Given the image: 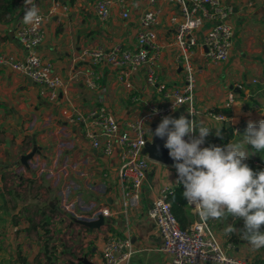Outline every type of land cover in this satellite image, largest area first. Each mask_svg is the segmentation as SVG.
<instances>
[{
    "label": "crops",
    "instance_id": "crops-1",
    "mask_svg": "<svg viewBox=\"0 0 264 264\" xmlns=\"http://www.w3.org/2000/svg\"><path fill=\"white\" fill-rule=\"evenodd\" d=\"M223 1L235 8L230 59L209 64L203 46L196 47L193 54L202 68L195 105L201 113L194 119L195 125L207 123L211 136L227 128L226 121L205 113H221L215 109L225 108L231 89H238L229 121L235 131L245 121L259 118L260 112L247 106L249 96L260 90L254 82H264V0ZM94 2L32 0L26 4L25 0H0V52L18 58L23 57L24 50L16 29L25 23L26 11L35 6L39 13H46L59 4L46 24L47 34L39 52L53 64H63L55 69L68 84L66 92L59 91L51 100L41 94L42 85L12 68L0 67V264H84V259L100 264L109 235L129 238L131 255L127 264H172L170 255L160 250L162 239L148 210L153 191L169 189L173 193L180 185L176 183L174 164L153 161L139 204L129 208L122 197L118 150L105 156L93 149L84 127L69 123L63 115L66 104L73 103L83 112L106 105L118 115L136 118L147 103L164 101L157 88L146 84L143 70L134 75L133 88L129 89L115 68L97 65L99 88L87 86L84 77L95 65L83 64L87 61H81L78 55L87 48H131L144 9L140 0H131L132 19H122L114 11L102 23L95 15ZM160 5L166 13L158 29L164 46L160 75L169 87H177L182 70L174 59L173 28L166 19L174 9L166 0ZM134 96L138 100L134 101ZM249 106L254 107L252 103ZM103 209L110 214H103L100 226L84 223L86 217L96 218ZM189 210L194 219L187 227L199 218L190 206Z\"/></svg>",
    "mask_w": 264,
    "mask_h": 264
},
{
    "label": "built area",
    "instance_id": "built-area-1",
    "mask_svg": "<svg viewBox=\"0 0 264 264\" xmlns=\"http://www.w3.org/2000/svg\"><path fill=\"white\" fill-rule=\"evenodd\" d=\"M140 1L144 9L139 16L135 42L131 48L119 45L110 50L87 48L78 55V59L95 65V69L84 77L91 89H98L100 85V73L96 66L107 64L118 71V78L129 89L133 88L134 75L143 70L146 84L157 88L164 101L147 103L136 118L118 115L106 105L83 112L73 103H67L63 111L69 123L84 127L86 138L93 149L101 151L105 156H111L118 150L122 197L129 208L139 204L147 172L154 161L143 154L146 143L153 139L152 127L148 122L160 121L188 104L185 113L195 124L194 119L201 113L195 105L197 79L202 68L194 61V51L196 47L203 46L206 62L219 64L230 59L235 41L231 20L235 8L232 5L223 0H166L169 7L174 9L166 19L173 28L171 45L174 47V59L182 70L180 85L169 87L160 75L164 46L158 30L166 13L160 5L161 0ZM130 4L131 0H95L93 8L97 19L105 23L114 11L122 19H132ZM59 7L55 3L48 12L39 13L38 23H24L16 29L24 50L23 57L0 52V67L12 68L20 75L30 77L33 82L43 86L41 94L51 100L58 97L59 91L66 92L67 79L55 69L52 61L43 57L39 47L46 38L47 22ZM235 98L236 92L229 90L224 107L231 108ZM133 100H138L137 96ZM205 115L215 120L230 121V117L215 113L214 110L206 111ZM204 125L210 128L207 123ZM192 135L198 136L199 133L197 131ZM185 139L190 137L186 136ZM169 193V189L152 192L148 215L154 220L162 239L160 250L170 255L172 264H264V258L253 260L239 252L234 241L221 242L207 220L200 216L189 227L183 228L173 213ZM188 205L198 214L190 203ZM101 213L107 216L110 211L103 209ZM130 248L129 238L109 235L102 247L100 264H127L131 255Z\"/></svg>",
    "mask_w": 264,
    "mask_h": 264
},
{
    "label": "clouds",
    "instance_id": "clouds-1",
    "mask_svg": "<svg viewBox=\"0 0 264 264\" xmlns=\"http://www.w3.org/2000/svg\"><path fill=\"white\" fill-rule=\"evenodd\" d=\"M31 4L32 0H25ZM23 20L28 24L40 21L38 9L30 7ZM158 111V110H157ZM190 114V113H189ZM191 115V114H190ZM204 122L197 127L187 116H165L155 129V136L166 138L164 147L176 162L178 184L184 187L183 196L203 219L240 218L244 221L243 238L254 250L264 248V170L253 171L247 163L243 144L257 152L264 151V120L249 121L240 143L221 147H201L211 134ZM198 131L199 135L192 134ZM216 134L220 135V130ZM190 139L186 140L185 137ZM233 225H229L230 233Z\"/></svg>",
    "mask_w": 264,
    "mask_h": 264
},
{
    "label": "trees",
    "instance_id": "trees-1",
    "mask_svg": "<svg viewBox=\"0 0 264 264\" xmlns=\"http://www.w3.org/2000/svg\"><path fill=\"white\" fill-rule=\"evenodd\" d=\"M216 112H221L227 117H231L232 111L230 108H223V109H215ZM264 120V119H263ZM244 126V125H243ZM241 127L240 130L235 131L233 127V131L230 132V129L224 127L222 132H220V135L217 134L215 136H209L207 138V142L205 147L216 145V146H227L229 143H238L240 135H242V139L246 134V128ZM258 126V125H257ZM246 152L248 154L247 159L245 163L249 165L253 169V171H261L264 170V151L257 152L251 145L246 144ZM254 152V153H253ZM184 187L182 184H180L172 193L170 191L169 193V200L172 205V210L176 218L181 223V226L183 228H187V224H189L190 220L192 221L194 219L193 214L189 210V205L186 201V199L183 196ZM238 218L235 223L239 222ZM209 225L215 226V221L213 219H206ZM216 225H219V222L216 223ZM244 227V221L241 224V228ZM261 231H264V225L261 226ZM234 241L236 244H238L237 241Z\"/></svg>",
    "mask_w": 264,
    "mask_h": 264
},
{
    "label": "rangeland",
    "instance_id": "rangeland-1",
    "mask_svg": "<svg viewBox=\"0 0 264 264\" xmlns=\"http://www.w3.org/2000/svg\"><path fill=\"white\" fill-rule=\"evenodd\" d=\"M255 88L258 87L260 90L256 91L255 94H253V96H249L251 98V102L253 104L254 107H250L248 103V108H251L253 110L259 111L260 115L259 118H255L254 120H251L252 122L256 123L257 125L259 124V121L264 119V82H258L255 83L254 82ZM246 129H247V125L248 122H244L243 124ZM232 125H230L229 127H227V129L231 128ZM242 127V125H240V128ZM222 130V129H221ZM217 130L214 131V133L216 134ZM213 134V132H212ZM242 135H240L239 141L238 143L242 142L243 139L241 138ZM243 150L246 151V144H243ZM254 153V152H253ZM238 218H233L231 216L229 217H225V218H221V219H213L215 222V226H211V229L213 230L215 236L217 239H219L220 241L223 240H235L238 242V246L240 247V251L246 255H248L250 258H252L253 260L256 259H262L264 258V248H261L259 250H254L251 245L247 242V240H245L241 234L243 228H241V224L243 222L242 219H239L238 223H235L236 220ZM219 222V225H216V223ZM229 225H233V229L232 231L229 233L227 231L228 226Z\"/></svg>",
    "mask_w": 264,
    "mask_h": 264
},
{
    "label": "water",
    "instance_id": "water-1",
    "mask_svg": "<svg viewBox=\"0 0 264 264\" xmlns=\"http://www.w3.org/2000/svg\"><path fill=\"white\" fill-rule=\"evenodd\" d=\"M69 56H70V54H67V57H69ZM83 64L87 65L89 63L83 62ZM58 65L63 66V64H61L60 62L55 61L54 67H56ZM28 78L32 81V79L30 77H28ZM235 91H238V89H235ZM62 96H63V94L60 93V97H62ZM187 106H188V104L180 107L179 109H177L175 112H173L169 116L174 117V118H179L181 115H185L190 120L189 115H187L185 113ZM160 122H162V120L156 121V122H148V124L152 127L153 139H152V141H148L146 143V145L143 149V154H147L154 161H157V162H160L163 164H175L176 162L169 155V150L164 147L166 138L161 139L160 137L154 135L155 129L157 128V126L159 125ZM226 125H227V127H229L231 125V123L229 121H227ZM232 131H233V128H230V132H232ZM104 219L105 218H104L103 214L99 213L96 218L86 217L84 223L86 225H89L92 227H98L104 222ZM83 263L84 264H91L86 259L83 260Z\"/></svg>",
    "mask_w": 264,
    "mask_h": 264
}]
</instances>
